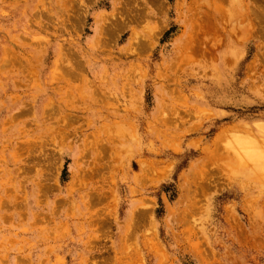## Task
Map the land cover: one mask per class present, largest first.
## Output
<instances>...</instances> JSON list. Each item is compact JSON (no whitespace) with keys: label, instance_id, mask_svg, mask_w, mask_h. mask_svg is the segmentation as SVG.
Masks as SVG:
<instances>
[{"label":"rangeland","instance_id":"1","mask_svg":"<svg viewBox=\"0 0 264 264\" xmlns=\"http://www.w3.org/2000/svg\"><path fill=\"white\" fill-rule=\"evenodd\" d=\"M131 1L0 0V264H264V0Z\"/></svg>","mask_w":264,"mask_h":264},{"label":"bare ground","instance_id":"2","mask_svg":"<svg viewBox=\"0 0 264 264\" xmlns=\"http://www.w3.org/2000/svg\"><path fill=\"white\" fill-rule=\"evenodd\" d=\"M126 1H127V0H126ZM151 1H153V0H151ZM159 1H160V0H159ZM162 1H163V0H162ZM162 1H161V2H162ZM128 2L131 3L132 1H131V0H128ZM157 2H158V1H157ZM163 2H164V1H163ZM163 2H162V3H163ZM254 2H255V1H254ZM254 2H253V3H254ZM152 3H153V5L155 4L154 2H152ZM152 3H151V4H152ZM159 4H160V3H158V5H159ZM190 4H191V3H190ZM128 5H129V4H128ZM130 5H131V4H130ZM158 5H157V7H159V6L162 7L161 5H159V6H158ZM130 7H131V6H130ZM139 7H140V6H139ZM154 7H155V5H154ZM124 8H125V7H124ZM134 8H135V7H134ZM134 8H133V9H134ZM136 8H137V7H136ZM136 8H135V9H136ZM119 9L121 10L120 7H119ZM133 9H132V10H133ZM123 10H124V9H123ZM123 10H122V11H123ZM118 11H119V10H118ZM123 12H125V11H123ZM135 12H136V11H135ZM135 12H134V13H135ZM143 12H145V10H144ZM255 12H257V13H256L254 16H256V17L259 19V21L257 20L258 23H259L260 20L262 19V17H264V4H263V5H262V4H257V5H256V4L254 3V4L252 5V13H255ZM125 13H126V12H125ZM140 13H141V12H140ZM104 15H105V14H104ZM106 15H108V14H106ZM129 15H130V14H129ZM137 16H138V15H137ZM141 16H142V15H141ZM145 16H147V15H145ZM247 16H248V15H247ZM129 17L132 18L133 15H132V16L130 15ZM142 17H143V16H142ZM248 17H249V16H248ZM106 18H107V16H106ZM126 18L128 19V17H126ZM133 19H134V18H133ZM143 19H144V18H143ZM140 20H141V19H140ZM140 20H139V23L143 21V20H141V21H140ZM129 21H131V20H129ZM113 23H114V22H113ZM121 23H122V22H121ZM121 23L118 24V25H119L118 28H117V25L114 23V24H115V27L117 28V29H116L117 31H118L119 27H121ZM131 23H132V22H131ZM140 24H141V23H140ZM123 25H125V23H123ZM123 25H122V26H123ZM263 25H264V24H263ZM263 25H262V23H261V24L259 23V26H258V27H259V30L264 31V26H263ZM125 26H126V25H125ZM103 27H104V26H103ZM106 27H107V26H106ZM111 27H112V26H111ZM111 27H110V28H111ZM110 28H109V32H110ZM103 29H104V28H103ZM107 29H108V28H107ZM112 30H113V29H111V31H112ZM114 30H115V28H114ZM100 33L102 34V32H100ZM113 33H114V32H113ZM107 34H108V31H107ZM127 56H128V55H127ZM94 65H97V63H94ZM93 68H94V66H93ZM261 139H262V138H261ZM243 140H244V139H243ZM245 142H246V143H245ZM253 143H255V139H254V137H253V138H249V139H247V140H244V144H246V145H248V146H250V145L253 144ZM244 144H243V145H244ZM75 176H77V173H75ZM145 211H147V210H145ZM148 212H149V211H148ZM140 214H141V213H140ZM148 215H149V214H148ZM145 216H147V214H146Z\"/></svg>","mask_w":264,"mask_h":264}]
</instances>
